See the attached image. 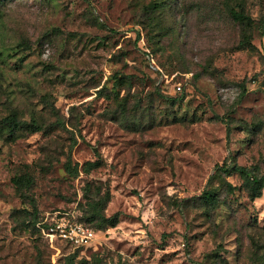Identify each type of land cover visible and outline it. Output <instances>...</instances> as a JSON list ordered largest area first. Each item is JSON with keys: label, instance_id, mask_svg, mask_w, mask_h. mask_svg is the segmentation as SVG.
Wrapping results in <instances>:
<instances>
[{"label": "rangeland", "instance_id": "obj_1", "mask_svg": "<svg viewBox=\"0 0 264 264\" xmlns=\"http://www.w3.org/2000/svg\"><path fill=\"white\" fill-rule=\"evenodd\" d=\"M223 163L264 175V0H0V264H264V189ZM53 210L94 245L51 247Z\"/></svg>", "mask_w": 264, "mask_h": 264}, {"label": "built area", "instance_id": "obj_2", "mask_svg": "<svg viewBox=\"0 0 264 264\" xmlns=\"http://www.w3.org/2000/svg\"><path fill=\"white\" fill-rule=\"evenodd\" d=\"M153 62V59L149 57ZM166 81L167 78H166ZM180 82L174 83V89L181 91ZM40 236L53 247L60 242L72 251L85 249L94 245L97 232L89 226L84 225L77 219V215L70 210H53L42 213L40 220L36 223Z\"/></svg>", "mask_w": 264, "mask_h": 264}, {"label": "trees", "instance_id": "obj_3", "mask_svg": "<svg viewBox=\"0 0 264 264\" xmlns=\"http://www.w3.org/2000/svg\"><path fill=\"white\" fill-rule=\"evenodd\" d=\"M230 15H231L233 21L237 22L240 25L248 26V27L252 25V22H253L252 18L248 15H245L242 10H236L235 8H231L230 9ZM243 37H244V39L246 38L245 35ZM6 121L8 124L10 134H14L15 130L18 127H23V126L29 127L31 130H38L39 129V126L34 125L33 123L28 124L26 122L18 121L14 115L8 116L6 118ZM86 165L88 167H92L94 165V163L93 162H87ZM216 170L224 172V173H230V172L237 173L243 179L245 185L247 186V189L249 192V197L251 199H255V198L261 196L262 190L264 189V175L258 176L257 174H255L252 171V169H249L246 166L237 165V164L223 163L221 165H217ZM12 181L17 186L21 184V179H13ZM200 198L202 199L203 202L208 203V204H215L217 202L216 195L213 193L207 192V191H203L200 195ZM41 216H42V213L40 214L39 217H37L32 222V227L36 231H37L36 223L40 220ZM77 219L80 222H82L84 225L89 226L92 229H94L96 232H98V230L96 228H94L93 226H91V224L89 222L82 220L78 216H77ZM101 219L104 222V226H111L112 227V226H115L118 222V216L117 215H112L109 217L101 216ZM76 250H79V249H76Z\"/></svg>", "mask_w": 264, "mask_h": 264}]
</instances>
